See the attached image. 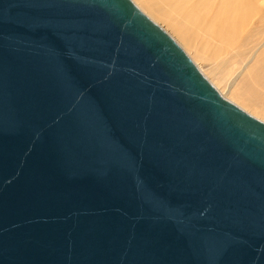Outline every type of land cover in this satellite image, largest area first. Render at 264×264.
Returning a JSON list of instances; mask_svg holds the SVG:
<instances>
[{
    "label": "water",
    "instance_id": "1",
    "mask_svg": "<svg viewBox=\"0 0 264 264\" xmlns=\"http://www.w3.org/2000/svg\"><path fill=\"white\" fill-rule=\"evenodd\" d=\"M0 264H264V120L133 0H0Z\"/></svg>",
    "mask_w": 264,
    "mask_h": 264
},
{
    "label": "bare ground",
    "instance_id": "2",
    "mask_svg": "<svg viewBox=\"0 0 264 264\" xmlns=\"http://www.w3.org/2000/svg\"><path fill=\"white\" fill-rule=\"evenodd\" d=\"M139 2L181 42L196 48L197 54L206 57L220 72L246 64L247 73L241 84L235 86L232 80L225 84L229 94L255 101V96L248 91L251 86L264 88V49L257 50L264 44V0ZM255 48L257 54L253 52ZM252 52L255 56L251 62H254L248 64Z\"/></svg>",
    "mask_w": 264,
    "mask_h": 264
},
{
    "label": "rangeland",
    "instance_id": "3",
    "mask_svg": "<svg viewBox=\"0 0 264 264\" xmlns=\"http://www.w3.org/2000/svg\"><path fill=\"white\" fill-rule=\"evenodd\" d=\"M133 1L138 5V7L142 11H144L150 18H152L155 22L161 25L182 46V48L187 52V54L191 57V59L196 63V65L201 69V71L207 76V78L215 85V87L219 90V92L222 95L234 101L239 106H241L242 108H244L251 114L255 115L256 117L264 120V88H260L259 86H251L249 88L248 93H251L255 96V101L250 102L248 101V99L244 97H237L235 95L229 94L227 86L225 84V82L231 81V80L235 81V86H238L239 84H241V82L244 80V77L246 76V73H247V70H244V68H246L244 67L246 64L243 63V65H241V67L237 69H230L229 71H226V72H223V71L220 72L216 66L209 63L206 57H203L200 54H197L199 51L196 48H194L193 46L187 43L185 44L181 42L175 36V34H173V32H171V30H169V28L165 26V24L161 20H159L158 18H155V16L153 17V15H151V13H149V11H147L143 7V5L140 4L139 0H133ZM263 49H264V44L257 48V50H263ZM253 52L257 54L256 48H255V51ZM253 52L249 54V57H248L250 62L251 60H253V57L255 56ZM253 62L254 61L248 64H252ZM223 73H227V74H223Z\"/></svg>",
    "mask_w": 264,
    "mask_h": 264
}]
</instances>
